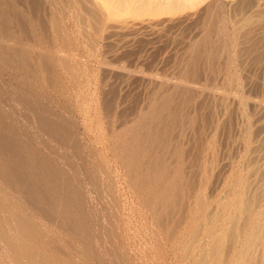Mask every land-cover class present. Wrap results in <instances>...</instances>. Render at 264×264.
Here are the masks:
<instances>
[{
	"label": "rangeland",
	"instance_id": "1",
	"mask_svg": "<svg viewBox=\"0 0 264 264\" xmlns=\"http://www.w3.org/2000/svg\"><path fill=\"white\" fill-rule=\"evenodd\" d=\"M78 1L64 0L63 27L72 41L76 34L82 41L74 38L75 49H79L75 57L79 61L81 58L83 70L78 73L83 72L81 76L85 80V84L77 85V93H92L98 105L103 99L114 97V112L105 114L100 109L99 122L91 121L86 131L78 128L80 123H77L73 145L66 144L61 151L58 146H48L43 141L45 137L33 133L31 124L23 117L25 107L19 110L15 107L33 96L29 90V74L17 70L0 55V109L11 120L4 123L2 130L29 141L36 157L49 155L53 161H59L57 157L71 161L64 171L79 180L84 198L91 206L85 216L86 223L90 228L114 226L113 230H117L114 234L118 233L117 239L126 246L129 264H264V17L259 19L256 15L260 9V13L264 12V0H244L248 3L243 0H192V8L181 10L178 4L184 0H168L176 2L174 12L140 18L132 17L130 9L148 7L150 0H112L113 6L108 9L101 4L98 7V0H94L93 6L101 19L81 11ZM7 2L14 3L13 0ZM164 2L167 6L173 4ZM124 5L128 8L123 14L114 16V11ZM210 6L222 9L221 14L228 16L229 24L232 23L230 27L234 28L235 35L233 68L240 78L236 87L233 84L225 89L218 74L211 86L201 89L204 93L197 97L193 106L205 124L200 127L199 142L193 140L196 133H186L183 137V175L193 184V189L190 193L182 192L181 207L194 209L187 210L183 232L175 233L172 239L164 230L171 231L174 222L145 206L138 191L132 188L136 178L130 176L135 174H128L124 169L113 148V140L121 128L119 122L133 117V113L146 104L156 83L177 80L180 55L200 34L203 10ZM34 9L27 6L20 11L24 16L27 13L24 19L28 28L26 36L36 35L40 39L42 27L46 30L51 24V6L44 3L35 15ZM75 12L85 17L82 16L86 34L80 33L82 23L75 20ZM213 36H216L215 31ZM83 40L93 44L90 42V47L86 46ZM204 71L196 83L191 82L193 86L207 81L208 73ZM42 75L40 70L39 76ZM110 88L113 91L115 88L113 94ZM225 90L229 93L225 94ZM38 91V100L34 99L36 106L45 113L56 111L57 103L51 102L50 90L39 83ZM224 95L226 101L222 105ZM24 132L28 133L26 137ZM16 145L18 139L13 138L9 146ZM135 158L137 155L133 151L130 159ZM39 172L36 169L33 176L40 179ZM108 182L113 196L103 193ZM25 198L23 196L22 200ZM189 217L191 221L187 220ZM52 231L60 232L57 227ZM71 243L77 244V241L73 239ZM5 248L0 240V264H7L1 255ZM110 260L112 264H123L117 255Z\"/></svg>",
	"mask_w": 264,
	"mask_h": 264
},
{
	"label": "bare ground",
	"instance_id": "2",
	"mask_svg": "<svg viewBox=\"0 0 264 264\" xmlns=\"http://www.w3.org/2000/svg\"><path fill=\"white\" fill-rule=\"evenodd\" d=\"M7 1L0 0V55L5 56L6 61L17 70L29 74V90L33 95L31 99L18 102L15 107L18 110L25 107L23 117L31 124L33 133L43 135V141L48 146H58L61 151L66 144L73 145L76 142L77 123H80L78 128L86 131L91 121L99 122L97 114L100 109L105 114L114 112V97L103 99L98 105L92 93H77V85L85 84V80L81 76L83 72L78 73L83 71L81 58L79 57V61L75 57L79 52L78 47L77 53L74 52V38H77V34L72 41L70 33L63 28L64 0ZM111 1L98 0L97 6L101 4L108 9L113 6ZM4 2L7 3L4 5ZM78 2L81 11L92 14L95 19H101L93 6L94 0ZM169 2L173 4L167 6L164 0H150V6L131 8L129 14L140 18L144 15L172 13L177 5L174 1ZM44 3L51 6V24H48L46 30L42 27L40 39L36 35L27 37L28 28L24 24L27 13L24 16L20 10L30 6L35 8V15ZM193 4L192 0H184L178 4V10L192 8ZM127 8L124 5L114 11L113 15L119 16ZM260 10L256 13L259 19L264 17V12L260 13ZM203 11L200 34L185 46L180 55L177 80L172 83H156L149 92L146 104L136 110L133 117L120 119L121 128L117 130L113 140V148L120 156L124 169L128 174H135L130 176L136 178L132 188L138 191L145 206L153 213H160L174 222L171 231L164 230L172 239L175 233L183 232L187 210L194 209L189 206L183 210L181 207L184 200L182 192L190 193L193 189V184L183 175V137L186 133H196L193 140L199 142L200 127L205 124L193 106L197 97L204 93L201 89L211 86V81L218 74L221 75L225 89L233 84L236 87L240 78L233 68L235 35L234 28L232 30L230 27L232 23L229 24L228 16H223L219 7L210 6ZM79 14L80 12H75L73 16L83 24L85 19ZM81 25L80 33L86 34L83 31L85 25ZM214 31L216 36H213ZM87 50L89 52V48ZM40 70L43 72L42 77L39 76ZM204 70L208 73L207 81L193 86L191 82L196 83ZM39 83L50 90L51 102L57 103L56 111L45 113L36 106L34 99L37 101L39 97ZM114 91L110 88L111 94ZM227 93L229 92L225 90V94ZM221 101L223 105L226 95ZM10 122V118L0 109V240L6 247L1 255L7 264H112L110 257L114 255L123 264H129L126 246L117 239L118 233L114 234V226L107 224L106 228H90L86 223L85 216L91 206L84 198L79 180L75 175H68L64 171V167L71 161L60 157H57L59 161H53L49 155L34 156V149L28 145L29 141L25 142L22 138L14 137L13 132L2 130L4 123ZM33 133V138H36ZM23 135L26 137L28 133L24 132ZM13 138L18 139V145L10 147ZM133 151L137 158L130 159ZM175 162L178 164L175 165ZM36 169L40 171V179L33 176ZM73 172L76 173L75 170ZM103 193L113 196L109 182L104 186ZM23 196L26 197L24 200ZM187 220L191 221V218ZM53 227H57L60 232L54 233ZM73 239L77 244L71 243Z\"/></svg>",
	"mask_w": 264,
	"mask_h": 264
}]
</instances>
